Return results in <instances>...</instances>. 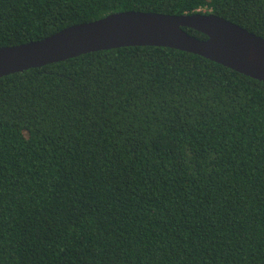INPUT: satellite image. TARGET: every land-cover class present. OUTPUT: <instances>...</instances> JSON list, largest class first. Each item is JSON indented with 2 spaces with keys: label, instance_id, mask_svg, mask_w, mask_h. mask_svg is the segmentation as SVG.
<instances>
[{
  "label": "trees",
  "instance_id": "trees-1",
  "mask_svg": "<svg viewBox=\"0 0 264 264\" xmlns=\"http://www.w3.org/2000/svg\"><path fill=\"white\" fill-rule=\"evenodd\" d=\"M129 11L264 39V0H0V47ZM0 264H264V83L155 46L1 77Z\"/></svg>",
  "mask_w": 264,
  "mask_h": 264
},
{
  "label": "water",
  "instance_id": "water-1",
  "mask_svg": "<svg viewBox=\"0 0 264 264\" xmlns=\"http://www.w3.org/2000/svg\"><path fill=\"white\" fill-rule=\"evenodd\" d=\"M196 30L207 39L189 35ZM168 47L205 57L264 83V39L215 14L129 11L74 25L43 40L0 47V78L83 54L122 47Z\"/></svg>",
  "mask_w": 264,
  "mask_h": 264
}]
</instances>
